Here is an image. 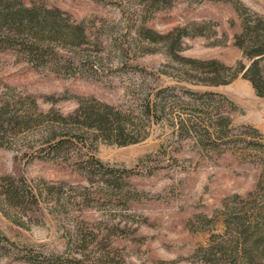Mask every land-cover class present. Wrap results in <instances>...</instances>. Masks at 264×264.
Segmentation results:
<instances>
[{
  "label": "rangeland",
  "instance_id": "obj_1",
  "mask_svg": "<svg viewBox=\"0 0 264 264\" xmlns=\"http://www.w3.org/2000/svg\"><path fill=\"white\" fill-rule=\"evenodd\" d=\"M41 1L86 37L43 64L0 49V116L12 121L0 130V184L13 176L38 196L0 202V264H208L201 250L235 235L230 212L264 208V97L242 74L203 84L188 59L248 63L235 35L264 16V0ZM81 102L120 110L138 140L84 127L74 151L41 158L50 118L37 115ZM90 154L113 168L115 187L81 170Z\"/></svg>",
  "mask_w": 264,
  "mask_h": 264
},
{
  "label": "trees",
  "instance_id": "obj_2",
  "mask_svg": "<svg viewBox=\"0 0 264 264\" xmlns=\"http://www.w3.org/2000/svg\"><path fill=\"white\" fill-rule=\"evenodd\" d=\"M85 37V28L80 24L70 23L56 6H47L41 0H0V49H19L28 55L29 61L43 64L48 62L46 57L49 53L55 54L57 46L61 49L66 44L78 46L83 43ZM177 40H181V35L176 42ZM235 44L242 49L248 63L239 61L236 66H228L217 59L188 60L197 64L196 70L202 76L199 81L203 84H226L242 74L251 82L256 94L264 97V16L253 13L244 18L242 30L235 35ZM188 92L209 100L219 95L214 91ZM152 108L148 105L147 112L150 113ZM37 116L50 118L47 119L46 135L37 148V154L49 160L64 158L75 150L73 148H76V142L84 143V127L98 132L103 138L116 140L119 144L138 140L133 137V129L129 128L122 112L106 103L81 102L69 114L50 111L41 112ZM6 123L12 121L10 118L4 120L0 116V130ZM71 123L76 124L77 128H69ZM82 167L81 170L89 178L102 177L111 187L118 184L117 179H105L106 176H113L114 170L93 154L89 155ZM31 197L38 202L36 192L24 180L18 181L9 175L1 177L0 202L6 201L10 205L23 207ZM248 212L247 210L245 215H239L236 209L230 212L233 223L236 222L235 235L213 242L201 250V259L204 262L264 264V208L261 207L252 217ZM228 226L230 227L229 224ZM55 260L53 264H67L73 261L75 262L72 264L82 263V259Z\"/></svg>",
  "mask_w": 264,
  "mask_h": 264
}]
</instances>
